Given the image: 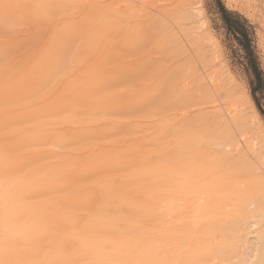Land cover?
Returning <instances> with one entry per match:
<instances>
[{
	"label": "bare ground",
	"instance_id": "6f19581e",
	"mask_svg": "<svg viewBox=\"0 0 264 264\" xmlns=\"http://www.w3.org/2000/svg\"><path fill=\"white\" fill-rule=\"evenodd\" d=\"M34 1L0 0V264H224L230 263L235 258V253L242 261L264 264V229L253 230L256 224L250 221L251 217L247 214L239 216L242 226L238 229L239 233L242 232L246 234L245 236L251 234L250 237L244 239L243 236L241 239L242 235L239 236L237 232V238L243 241L247 239V242L241 241L240 244L239 241H235L236 237L225 235L228 223L237 217V212L250 211L254 215L259 214L260 218L263 217V199L259 202L254 201L259 209L251 211V205L249 207L246 203L249 200L244 201L250 198L246 195L250 183L243 188L236 183L234 190L237 196L241 194L240 198L230 202H228L230 199L225 202L220 200L225 182L239 180L241 174L238 172L241 171L239 168L241 165H246L252 158L257 161L264 158V134L261 126L253 118L248 120L244 112L235 113L233 117L228 116L229 123L222 132L228 136L226 142L235 145L233 151L238 153L237 160H233L236 156L232 151L228 156H220V163H214L219 164L220 168L234 167L237 164L227 179L226 174L222 176L218 170H205L198 173L199 175L195 171H190L192 166L186 160L190 156L194 157L196 153L187 152L186 147L192 146L197 150L199 143L196 144L193 139H196L198 130L186 137L179 136L175 160L172 155L165 153L159 157H149L150 161L140 167L137 165L138 168L131 164L133 159H127V153L123 154V157L119 155L121 150L123 153L125 144L121 150L113 146V151L111 150L113 155L101 149L97 158L100 160L107 156L108 161L102 158L104 163L98 160L96 162V159L94 162L95 155L92 156L97 154V151L92 155L80 152L87 148L86 138L90 137L89 139L98 142L99 139L95 138L102 135H98L100 124L94 125V122L92 125V122H89L90 118L88 125L84 123L82 111L100 112L99 121L96 120L95 124L102 122L103 128L112 131L115 125L111 123L113 117L109 120L108 112L122 115L121 117L127 116V122L131 119V122H134L135 116L137 118L138 114L142 115L148 112V109L151 111L150 106L157 105L152 97L144 95L143 92L135 97L133 94L131 98H124L121 91L127 89L125 87L121 90L124 87L120 86H124L126 82L136 81L132 82L134 85L132 88L134 87L136 92L144 86L145 82L137 79L144 78L143 73L148 76L146 71L153 57L151 53L154 52L149 48L152 44L161 43L159 39L165 40V31L161 33L162 28L165 30L169 26L164 20H170L173 12L166 13L168 16L162 13L164 15L161 16L162 22L152 16L153 19H149V23H142L139 22V13L152 10L154 7L138 1L136 4H129L132 8L130 11H123V8L126 9L125 6L119 5L123 7H119L123 11L122 26L130 23L131 19L138 22L135 24L133 22L134 25L128 24L133 33L132 39L127 37L126 41L122 40L123 45L120 41L122 46L116 44L113 48L106 42H101L103 41L101 29L96 26L101 22L99 16L103 14V9L113 8L116 2L110 5V0H99V6L95 8V3H88L85 0L81 17L71 16L57 30L53 29L51 32L53 37L46 47L41 48L43 51L41 54H39L41 50H37L36 56L32 59L23 57L20 62L14 64L9 60L14 43L10 42L12 40L10 38L8 41L1 33L2 19L7 17L13 20L17 19V16L27 18L34 16L35 11L37 14L38 11H43L38 9L41 4L38 7L34 6ZM73 1L75 0L35 2L36 4L42 2L47 8L48 5L55 8L57 2L59 5L68 3V6ZM82 1L84 0H79V3ZM149 15L151 16L150 13ZM143 19L140 20H147ZM124 21L127 23H122ZM117 22L120 23V20ZM91 26L95 27L93 30L97 38L95 33L91 34ZM5 31L7 32V29ZM107 34L113 36L114 33ZM172 35H175V32L173 34L172 31ZM81 37L85 38L83 45L79 44ZM27 38L25 37V40ZM141 38L142 44L138 46ZM15 45L18 46L20 43L16 42ZM67 58L70 59V63L74 62V65L66 68L62 65H66ZM121 60L124 64L116 67ZM190 67L194 69L193 72L198 70L197 66L194 68L192 64ZM57 74L65 77L70 75L72 81L47 87L46 82ZM185 80H190L188 73L185 74ZM203 80L204 77L200 79L198 89L205 88ZM152 85L155 86L154 83ZM127 86L128 89L131 87L129 84ZM188 90H191V87ZM33 96L36 98L32 99ZM24 98L28 99L25 105ZM18 100L22 102L18 104ZM214 106L216 110H213L211 118L215 125H218L223 110L217 109V104ZM230 109L227 111L232 112ZM67 110L69 116L61 118L59 115L64 114L63 111L68 112ZM24 115L26 119L37 120L44 115L52 119L35 124L30 120L29 125L25 123L28 127L19 126L24 122ZM121 120L125 121L126 118L118 119L119 122ZM114 122L118 123L115 120ZM235 124L237 128L231 129ZM237 131L242 133L241 139L237 137ZM176 134L174 136L178 137ZM170 138V136L167 138L168 141ZM65 139L70 140L68 143L71 142L73 145H70L71 148L75 147V150L74 148L72 150H77L78 154L74 153L76 156L72 157L73 153L69 154L70 150H66L69 153L62 150L59 154L57 152L56 161H47V152ZM119 139L118 137L114 140ZM191 140L194 144L190 143ZM100 141L95 145L101 146ZM26 145L33 147L25 149ZM240 145L241 148H238ZM207 146L213 147L212 157L218 158V144L208 141ZM126 149L124 153L128 152ZM101 164L103 165L100 166ZM111 168L123 172L119 178L123 177L124 181L121 179L120 182L118 179L115 183L110 182L107 171L110 172ZM92 169L100 173L98 179L95 176V182V178H90V172L88 175V171ZM142 171L158 178L159 181L153 184L156 186L154 190L151 187L146 188L147 192H142L145 189L137 190L140 188H137L139 185L136 186L135 183ZM89 178L93 179V182L90 180L93 185L98 183V186H91L89 190L86 187V190L84 186L88 183L85 181ZM58 187L64 189L62 196L56 194ZM175 189L181 191L179 193L176 191L178 193L176 194L172 191ZM201 193H204V197H201ZM243 196L245 198L241 200ZM145 198L155 199L156 205H150ZM240 204H243L242 207ZM148 222H153V228L148 227ZM231 232L233 233V230ZM231 232L229 234H232ZM218 254L225 255L220 262Z\"/></svg>",
	"mask_w": 264,
	"mask_h": 264
},
{
	"label": "rangeland",
	"instance_id": "374dc122",
	"mask_svg": "<svg viewBox=\"0 0 264 264\" xmlns=\"http://www.w3.org/2000/svg\"><path fill=\"white\" fill-rule=\"evenodd\" d=\"M35 1L40 2L41 0H35ZM35 1H34L35 3L34 6L37 5L38 7L39 4L42 5V6L40 5L39 6L40 8L38 7V9L40 11L41 10L43 11L41 12L38 11V14L37 11H35L36 14L32 17L25 18V16H21V17L17 16V19L14 18L13 20L7 17H6L7 19L5 17L4 19H2L3 25L1 27V33L5 38H7L8 41L12 39L10 42L14 43V46L12 48V51H10V56H9L10 62L14 64L20 62L21 58L23 57L25 59L28 58L32 59L34 56H36L37 50H41V48L44 46L46 47L48 45V42L52 39L53 35H51V32L53 29L57 30L59 27H61L64 24L65 20L71 16L75 18L81 17V15L84 12V6L87 1L88 3H95L94 4L95 8L96 6H99L98 5L99 0H97V2L95 0H86L85 2L84 0L82 1V3L81 2L79 3V0H75L69 3L68 6H67L68 3H66L65 5L61 3L59 5L57 2L55 8H52V5L51 6L48 5L47 8L43 6L42 2L41 3L37 2L36 4ZM138 1L144 2L154 7V9L152 10L145 12L143 11V13L140 12L138 16L139 22L149 23L150 21L149 19L151 18L153 19V17L154 19H158L160 22H162L163 20L161 16L164 13L165 14L170 13L171 11L173 12L171 13L173 14V16L170 17V20L166 18H165L166 20H164L165 22H167L166 25H168L169 27L167 26L168 28L165 30H163L162 28V32L160 30L161 33H163V31L166 32V34L164 32L165 40L159 39L161 43L157 42L155 44H152L150 46L151 48H149L152 49V51L154 52L151 53L152 54L151 56L153 57L150 62L149 68L146 71L148 76H146V74L143 73L144 78L137 79V81L141 79V81L145 82L144 86L138 90L141 92L138 91L136 92L135 88L134 87L132 88V86H134L132 85V82H136V81H131V82H126L124 86H120L122 88L124 87L121 90H124L125 87L127 89L126 91L125 90L123 92L121 91V93L124 98H128V97L131 98L132 97L131 95L134 94L133 97H135L138 95V93L141 94L143 92L144 95L146 94L150 98L152 97V100L156 101L157 105L150 106L149 108L151 109V111L148 109V112L146 111L147 113L145 112L142 115L138 114L137 118H135L136 117L135 116L133 119L134 122L133 121L131 122L132 119L130 120V122H127V116L121 117L122 115L114 114L113 112L111 113L108 112L109 120H111L113 117L111 123L112 124L114 123V125L116 126V127L114 126V130L112 129V131L110 129L103 128L104 125H102L103 124L102 122L95 124L96 120L100 118L99 116L101 115L100 112L97 111L93 112V110L87 112L82 111V118H84V123L88 125V120L90 118L91 121L89 120V122L90 123L92 122V125L94 122H95L94 125H99V124L101 125V126L99 125L100 127H98V129L100 131L102 129L103 133L98 130L99 132L98 135L102 134L100 136L101 139L97 137L95 138L96 140L99 139L98 142L94 141V139H89L90 137L86 138L87 148H85L80 152L84 153V155L87 154L92 155L95 151H97L96 152L97 154H93L92 156L94 157L95 155V158L93 160L95 162L96 159L97 162L99 158L98 154L101 153V149L102 151L104 150L103 152L107 151L111 155H113L114 154L112 152L113 146L120 148L118 150H121L125 147V149L127 148L126 150L130 152L128 153L126 151L124 153L125 150L124 149L123 153L121 150L120 151L121 154L119 155L123 157L124 156L123 154L127 153L128 155L127 159L134 160V161L132 160L131 164L136 167L137 165L138 167H140L142 165H146L148 163L147 161H150L148 159L149 157H156V156L159 157L165 153L172 155L173 157L172 156L171 157L174 159L176 156L175 154H178V151H176L177 150L176 147L178 146L180 141L179 136L181 138L184 136L186 137L189 134H191V132L198 130L197 136L195 137L196 139H193L194 140L193 142H196V144L199 143L197 150H194L193 149L194 147L192 146L186 147L187 152L196 153L194 157L191 158L190 156V158L186 160V162L187 163L190 162V166H192V169H190V171H195L197 174L198 173L200 174L203 173L205 170H209V169L210 171L211 169L216 171L218 170L219 174H221L222 176L223 174H226L225 177L227 179L230 173H232L231 171L236 169L237 164H235L234 167L226 166L223 168L222 166L220 168L219 164L214 165V163H220L219 157L228 156L233 151L235 146V145L232 146L231 142L229 143L226 142L228 139L227 134L226 135L222 134L223 129L226 130V126L229 123L228 116L233 117L235 113L238 114L244 112L248 120L253 118L261 126L262 134H264V96H262L260 93L257 94V97L260 99L259 102L261 108H259L252 95L251 83L254 80V75L249 68L245 50L243 46L240 44V41L236 38L235 33L228 29L226 22L224 20L223 11L230 13L235 20L240 21V23L247 28L250 34L251 45L254 50L255 57L258 61L259 67L263 73V78H264V0H133V1L112 0V2L110 0L109 4L111 5L113 3L114 5V2H116L115 6L113 8H108V10L106 7L103 9V14L101 13V16H99L101 18L98 17L99 19H101V22H99V24L96 26V28L101 29L100 33L102 34L101 36H103V41H101L102 43L106 42V44L114 48L116 44L120 46L121 42L123 45L122 40L126 41L127 37L132 39L133 33L131 32L130 29L131 27L128 24L130 23L133 24V22L135 24L138 22V20L131 19L130 23L128 22V24H126L127 22L124 21L122 23H125L126 25L123 24L122 26L121 16L124 10L130 11L132 9L130 5L132 3L136 4L138 3ZM107 2H105V4ZM57 4L59 6H57ZM25 5H28V3H25ZM119 5H123V7L125 6L126 9H124L122 6ZM119 7L120 8L122 7L123 11L120 10ZM89 9L92 8L89 7ZM99 9L101 8L99 7ZM110 10L111 12H109ZM159 11L162 12L160 13ZM148 12L151 14V16L149 15ZM145 13L147 14V16ZM143 18H147L148 21L147 20H145L146 22L141 21L140 19L144 20ZM109 20H111V22ZM118 20H120V23L117 22ZM38 22L40 23L38 24ZM115 24L116 26L114 27ZM127 26H129V28ZM94 28L95 27L90 28L91 34L95 33L93 30ZM6 29L7 32L5 31ZM112 31L114 34L111 33ZM172 31L173 34L175 32V35H172ZM169 32L171 35L169 34ZM107 33L113 34V36ZM25 37L28 38L25 40ZM95 37L97 38V35ZM104 37L107 38L105 39ZM237 37L240 38V35H238ZM140 40L141 41L138 42V46H141L142 44V38ZM84 41L85 38L81 37L79 44L82 43L83 45ZM16 42L20 43V45L16 46L15 45ZM21 45L22 47H20ZM41 52L43 51L41 50L39 54H41ZM135 59L136 57L133 60ZM69 60L70 59L67 58L65 60L66 65H62V66L67 68L68 66L70 67V65H74V62L70 63ZM123 64L124 62L121 60L119 63L116 64V67L117 66L121 67ZM191 64L193 65L194 68L195 66H197L198 70L195 69L197 71L193 72L194 69L190 67ZM116 69L120 70L118 68ZM186 73H188V76H190V80L188 81L185 80ZM202 77H204L203 85L205 86V88L198 89L199 82H201L200 79ZM70 81H72L70 75L65 77L57 74L49 81H47L45 85L50 88L52 86H57L63 83L65 84ZM127 83L129 84V87L131 86L129 89ZM153 83L155 84V86L152 85ZM182 85H186L185 86L186 89L185 87H182ZM189 87H191V90H188ZM36 96L35 97L33 96L32 99L36 98ZM27 100L28 99L24 98V105L27 104L26 102ZM19 102H22V100L17 101L18 104H20ZM215 104H217V109L221 108L223 110L222 114H226V115H222L219 113L221 119L220 122L217 123L218 125H215V121H213V119L211 118L212 112H214L213 110H216L214 106ZM229 108H231L230 111L232 112L227 111L229 110ZM63 112L64 114L62 113L61 115H59L61 118L63 117L64 119L66 115L69 116L68 114L69 111L68 112L63 111ZM93 115H95L97 119L94 116L93 118L95 120H93V118L91 117ZM49 117L50 116L48 115H44L40 117L41 119L37 118L36 120L34 118L26 119L24 115V122L20 123L19 126L28 127L29 122L31 121L33 122L32 124H35L41 121L51 120L52 117L50 118ZM120 118H126V120L125 121L121 120L119 122L118 119ZM142 118L144 119L142 120ZM114 120L117 121L118 123L114 122ZM135 120L136 121L138 120V122H136ZM139 121L141 124L139 123ZM25 123H27L28 125ZM233 126L234 127H232L231 129L233 128L235 129L237 125L235 124ZM122 128L126 131H123ZM129 129L131 130V132L128 131ZM177 132H179L180 134H178ZM127 133L128 135H126ZM175 134L178 135V137L174 136ZM241 134L242 133H238V131L236 133L237 137L239 136L238 137L239 139H241L240 136ZM169 136L171 137L170 138L171 141L170 140L168 141L167 139L169 138ZM118 137L120 138L119 139L120 142H117L119 140L117 141L114 140ZM69 141L70 140H66V139L60 141V143H58V146L54 147L51 151L47 152L48 157L46 158V160L49 162L56 161L57 152L59 154L62 150L64 151L70 150L71 153H69L68 151L66 152H68L69 154L73 153L72 157H75L78 154L76 152L77 150L74 151L75 147H73L74 150H72L73 148H71V146L73 145H71V142L68 143ZM99 141L102 142L101 146L104 147L105 149L100 148L101 146L95 145V143L99 144ZM153 141L155 143H153ZM157 141L158 143H156ZM208 141H212L214 144H218V149H217L219 153L218 158L214 159L212 157L211 151H213L214 149L211 146L209 147L207 146ZM150 143L153 144L150 145ZM190 143H192V140ZM123 144H125L124 147ZM157 144H160L161 146ZM25 147H26L25 149H31L33 145L31 146L26 145ZM93 147L95 150L92 149ZM238 148H241V145L238 146ZM88 149H90L91 151ZM74 153H76V155ZM232 153H234L233 155L236 156L235 158H233V160L235 159L237 160V154H238L237 151H233ZM106 157L104 156L102 158L105 159ZM102 158L98 161L104 163L103 162L104 160ZM105 160L108 161L109 159L106 158ZM174 164H176V161H174ZM102 165L103 164H101L100 166ZM239 168L241 170L238 172L241 174L239 180L236 179L235 182L234 181L225 182L224 191H221L220 193L222 195V198L220 200L222 202H225L226 200L230 199L228 201L230 202L232 200H236L240 198L241 194L237 196V193H235L234 190L235 184L238 183V186L243 188L250 183V187H249L250 189L248 191V194L246 193V195L247 196L249 195L250 198L245 199L244 201L247 200L250 201L246 203L249 204V207L251 205L250 207L251 211L252 210L254 211V209L258 210L259 208L255 206L254 201L259 202L261 199H263L264 201V180H263L264 158H261L260 161H257V159L252 158L250 161H248V163L246 162V165H241ZM111 171H113V173H111ZM114 171H116V173H114ZM117 171L120 172V170L117 169L113 170V168H111L110 172L109 170L107 171L109 174L105 173L109 175L108 178L110 182L115 183V181H117L118 179L121 182L124 179L123 177L119 178L121 177V174L123 172L117 173ZM89 172L91 173V175H89L90 174ZM145 172L146 171H142V173L138 178L139 180L137 179L135 183L136 186L138 185L140 186L137 187L140 188L137 190L142 191V189H145L142 192H147L146 188L149 187H151L154 190L156 186H153V184L159 181L158 178ZM88 175L90 176V178H95V176L96 178L97 177L99 178L100 173L92 169L91 171H88ZM90 178L89 180L85 181L86 184L87 183L91 184L93 182L92 181L93 179L91 180ZM96 178L94 179V182ZM141 179L143 181L145 180L146 181L143 182ZM138 181L139 182L142 181L141 184ZM143 183L145 185H143ZM151 183L152 185H149ZM87 185H85L84 188L86 189L87 187V189L89 190L91 189V186L92 187L96 185L98 186V183L97 184L94 183V185L93 183L91 185L88 186ZM150 189L149 192L152 190ZM180 189H175L172 191H174V193H176V191L179 193L181 191ZM153 190L152 192H154ZM63 193H64L63 187H61L60 189L58 187L56 194L58 196L59 195L62 196ZM200 195L201 197H204L203 196L204 193H201ZM44 196L43 198H45ZM243 198H245V196H243L241 200ZM145 199L146 202H148L150 205L152 206L156 205L157 201L155 199L153 198H145ZM242 205L243 204H240V207H242ZM67 209H74V208L67 207ZM245 214L251 217L250 218L251 222L253 221L255 222L256 225L254 226L253 230H257L261 228L264 229V216L260 218L258 217L259 214L255 213L256 215H254L253 212L250 211L249 212L242 211L240 213L237 212L236 213L237 217L233 221L229 222L228 226L226 227L227 233L223 232V234L226 233L225 235H227L228 237L230 236L231 238L236 237L235 241H239L240 244L242 243L241 241H243L241 239L246 234L242 232L239 233L238 228L242 226L239 216ZM85 216L86 214H84V217ZM150 226L151 228H153V222H148V227ZM230 230L231 231L233 230V233ZM235 230L236 233H234ZM230 232L232 234H229ZM237 232L239 233V236L242 235V237H240L241 239L237 238L238 235ZM250 235L251 234H248L247 236L244 237V239L246 237L249 238ZM243 242H247V239L246 241L244 240ZM235 254H234L235 258L230 263H224V264H250V262L242 261ZM223 256L225 255L218 254L219 262L221 261V258Z\"/></svg>",
	"mask_w": 264,
	"mask_h": 264
},
{
	"label": "trees",
	"instance_id": "16d2710c",
	"mask_svg": "<svg viewBox=\"0 0 264 264\" xmlns=\"http://www.w3.org/2000/svg\"><path fill=\"white\" fill-rule=\"evenodd\" d=\"M224 12V20L230 31H233L236 35V38L240 41V44L243 46L246 58L248 60L249 68L253 72L254 80L252 81V95L256 101V104L260 107V99L257 97V94L260 93L264 96V78L263 73L259 67L258 61L255 57L254 50L251 45L250 34L245 26H243L240 21L235 20L233 16ZM240 35V38L237 37Z\"/></svg>",
	"mask_w": 264,
	"mask_h": 264
}]
</instances>
